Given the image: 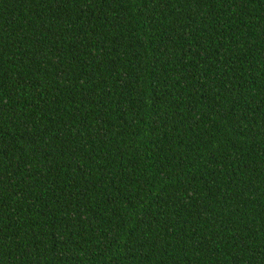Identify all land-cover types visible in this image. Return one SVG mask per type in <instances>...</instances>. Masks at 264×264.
<instances>
[{
  "label": "trees",
  "instance_id": "16d2710c",
  "mask_svg": "<svg viewBox=\"0 0 264 264\" xmlns=\"http://www.w3.org/2000/svg\"><path fill=\"white\" fill-rule=\"evenodd\" d=\"M0 264H264V0H0Z\"/></svg>",
  "mask_w": 264,
  "mask_h": 264
}]
</instances>
